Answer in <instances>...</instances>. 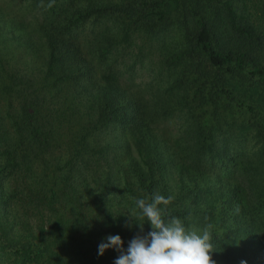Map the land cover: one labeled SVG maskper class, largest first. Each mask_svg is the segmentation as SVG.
Instances as JSON below:
<instances>
[{
  "label": "trees",
  "instance_id": "obj_1",
  "mask_svg": "<svg viewBox=\"0 0 264 264\" xmlns=\"http://www.w3.org/2000/svg\"><path fill=\"white\" fill-rule=\"evenodd\" d=\"M260 168L264 0L2 1L0 262L114 264L98 245L152 231L130 212L157 192L216 264L264 256Z\"/></svg>",
  "mask_w": 264,
  "mask_h": 264
},
{
  "label": "clouds",
  "instance_id": "obj_2",
  "mask_svg": "<svg viewBox=\"0 0 264 264\" xmlns=\"http://www.w3.org/2000/svg\"><path fill=\"white\" fill-rule=\"evenodd\" d=\"M173 200L159 192L155 193L149 202L144 198L135 200L136 209L131 217L150 223L152 231L146 236H136L123 248L120 235H109L105 242L98 245L99 255L109 248L116 249L120 254L114 264H216L212 257L214 246L208 227L202 231L187 229L178 217L167 221L162 215L160 205L167 206ZM143 231L144 223H137ZM240 264H247L241 260Z\"/></svg>",
  "mask_w": 264,
  "mask_h": 264
},
{
  "label": "rangeland",
  "instance_id": "obj_3",
  "mask_svg": "<svg viewBox=\"0 0 264 264\" xmlns=\"http://www.w3.org/2000/svg\"><path fill=\"white\" fill-rule=\"evenodd\" d=\"M2 1L4 0H0V6L2 4ZM150 80V71L148 69L143 70L142 68H140L139 66H137V77H136V81L135 83H139L141 84H145ZM159 126V125H158ZM173 126V131L175 132V128L177 126V121L176 119H172L169 122H166L164 124H162L161 126L158 127V134H160L163 130V132H165V129H172ZM164 128V129H163ZM176 133V132H175ZM252 142H251V146H252ZM255 150V148H254ZM247 171L248 170H242L240 172V178H242V180H244V183L246 185V189L248 191V196L252 199L256 196V194L261 190L262 187V182L260 181V179H264L263 177V171L262 168H260L258 170V175L254 176L253 178L250 177L249 175H247ZM252 182V183H251ZM30 213L27 215V217H29ZM20 220L23 222L21 229L24 228H28L29 230H31V228H33L34 232L36 233V229H35V222L33 219V216L30 217V220L28 222L25 223V218L24 217H19ZM23 231V230H22ZM262 236V235H260ZM262 238V237H261ZM263 239V238H262ZM264 241V239H263ZM253 246V245H252ZM250 246H248L246 249V253L245 256L243 258L244 261L247 262V264H264V256H261L260 253L257 251L256 245L255 247L249 248ZM249 248V249H248ZM1 264H4L3 262H0ZM231 264V263H229ZM240 264V263H237Z\"/></svg>",
  "mask_w": 264,
  "mask_h": 264
}]
</instances>
